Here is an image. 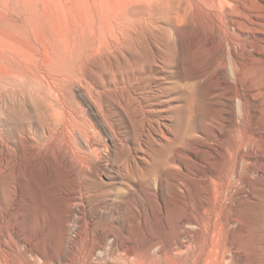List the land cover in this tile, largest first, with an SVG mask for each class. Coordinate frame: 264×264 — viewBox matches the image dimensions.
<instances>
[{
  "label": "rangeland",
  "instance_id": "rangeland-1",
  "mask_svg": "<svg viewBox=\"0 0 264 264\" xmlns=\"http://www.w3.org/2000/svg\"><path fill=\"white\" fill-rule=\"evenodd\" d=\"M101 2L100 22L96 0L91 18L55 0L68 19L26 47L69 54L0 84V264H264V0ZM134 57L149 113L128 104L144 105Z\"/></svg>",
  "mask_w": 264,
  "mask_h": 264
},
{
  "label": "bare ground",
  "instance_id": "bare-ground-1",
  "mask_svg": "<svg viewBox=\"0 0 264 264\" xmlns=\"http://www.w3.org/2000/svg\"><path fill=\"white\" fill-rule=\"evenodd\" d=\"M76 1H81V2L87 4V2L89 0L88 1L76 0ZM101 1L102 0H96L97 9H98L97 14H98V19H100V22L102 19L101 16H103L102 14L104 13L103 9H102V2ZM55 8H56L55 0H2L0 2V84L3 83V85H7L8 82H11V81L20 82L26 74H28L30 76V78H33V80L42 78L44 76H48L45 71L43 72V70H42L43 66H41L42 65L41 63H44L46 67H47V65L49 67H52L51 63H52V61L53 62L55 61L54 58L56 56L61 58V59H64L63 57L64 56L66 57V55L69 54L67 52L66 47H64V49L62 50L63 51L62 53L64 56L60 55L58 52H54V50H49V48L47 50L43 51L42 49L39 48V45L37 44V42L33 38L31 40V46L29 44L30 48L26 47V45H28V44H26V40L24 37V32L26 30H27L26 32H30V34L33 35V33L38 30L37 28H39L41 26L45 27L47 25L46 27H48V30H49L50 26L55 24L58 21V19H60V18L68 19L67 16L65 15V12L62 9L59 10L57 8L55 10ZM93 13H94V11H93ZM93 13H91L90 9L88 8V4H87V8L84 11V17L91 18L92 17L91 14H93ZM99 14H100V16H99ZM130 17L133 18V16H130ZM132 18L124 17L123 20H116L117 18L115 19V21L113 23V27H112V32H111L113 34V40L112 41L110 40L112 42V45L115 48H116L117 44H119L120 41H122L121 37H120V34H121L120 28H119L120 25L122 23L128 24V21H133ZM206 18H209L207 20H210V19L215 20V17L213 15H211V17L207 16ZM113 20H114V18H113ZM120 21H122V23L119 24L118 22H120ZM43 23L46 25L44 26ZM104 24L108 25L107 23H104ZM102 26H104V25H102ZM105 27H103V28H105ZM88 28H89L88 31L90 33H92L93 27L90 26ZM122 28H123V25H122ZM100 30L101 29H99L98 31H100ZM103 30H101V31L103 32ZM97 34L99 35V33H97ZM102 34H100V35L102 36ZM216 35H217V33H215V36ZM103 36L105 38L106 35H103ZM108 42H109V40H108ZM102 43H103V41H101V39H97V42L95 43V47L93 49H90V51H88V54H87L88 58L93 57L92 55L95 54V51H97V48L99 49V47L102 46ZM122 44H123V42H122ZM108 45L109 44H107V46ZM109 46H111V45H109ZM54 53H57V54H54ZM28 58L31 59L32 63L34 64L33 65L34 68H32L30 70L27 69L25 66ZM29 59H28V61H29ZM133 62L135 64V67L138 70V73H136L134 75L135 78H134L133 82L135 83L138 90L142 94V97L139 95L138 96L142 99L144 105L142 104L141 101H139L138 106H136L134 100L131 97H129V95H128V104H129V106L132 107V110H134L135 112H136V110H146V112L149 113L152 111V109H151L150 105L148 103H146V101L149 100L148 96L153 95V93H150V91L146 92V93L144 92V89H145L144 86L147 83L146 82L147 78L145 79L146 80L145 81L144 75H147V74L143 72L144 69L141 66L138 58L134 57ZM56 63H57V61H56ZM44 80H45V78L43 79V81ZM46 84H47L48 88L51 89L52 92H54L55 96H57L59 94V91L56 89L58 87L56 86V88H55L54 84L51 80L50 81L46 80ZM147 85H148V83H147ZM147 85H146V87H147ZM158 87H157V90L159 92V90H161L162 88L158 89ZM176 88H178L177 85H171L169 87H165V89L170 90V91H173ZM154 91H156V90H154ZM161 91H163V89ZM50 93H51V91H50ZM164 93H166V92H164ZM136 94H138L137 91H136ZM154 94H157V93H154ZM55 96H54V98H55ZM65 96H67V95H65ZM89 96H91V95H89ZM60 103H63V102L61 101ZM54 114L56 117H58V116L66 115V112L63 109L57 108V109H55ZM76 115L79 116L80 114L76 113ZM94 133L96 134V132H94ZM98 137H99V135H98ZM80 138H81V140H83V144H81V149H80L79 153H77L73 149L72 150H73V154L75 156L77 163L79 165H85L86 163H88L90 161L89 156H93L94 150H93L92 146L89 145L88 142H86L85 137H80ZM152 151L154 152V155L156 156L154 159V165L161 163L162 158L160 155V151L154 147H152ZM150 156H151L150 159H152L153 154H151ZM125 161H126L127 169L125 171L120 172L121 175H123L124 177L133 178V179L137 178L138 179L145 174L143 171H140V172L137 171L136 163L131 164L126 159H125ZM91 176H93V175H91ZM88 186L92 190H96L99 188L100 185L96 184L95 181H90ZM60 264H66V263H60Z\"/></svg>",
  "mask_w": 264,
  "mask_h": 264
}]
</instances>
